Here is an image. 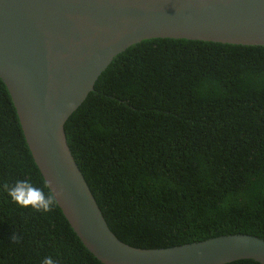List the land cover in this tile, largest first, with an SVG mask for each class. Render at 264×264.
Segmentation results:
<instances>
[{
  "label": "trees",
  "instance_id": "1",
  "mask_svg": "<svg viewBox=\"0 0 264 264\" xmlns=\"http://www.w3.org/2000/svg\"><path fill=\"white\" fill-rule=\"evenodd\" d=\"M64 127L123 242L264 238V45L142 39L113 57ZM17 180L45 181L0 78V264H104L58 205L43 213L15 203L3 185Z\"/></svg>",
  "mask_w": 264,
  "mask_h": 264
},
{
  "label": "water",
  "instance_id": "2",
  "mask_svg": "<svg viewBox=\"0 0 264 264\" xmlns=\"http://www.w3.org/2000/svg\"><path fill=\"white\" fill-rule=\"evenodd\" d=\"M153 37L264 45V0H0V78L62 213L104 264H264V238L227 233L136 247L109 228L68 144L65 121L113 57Z\"/></svg>",
  "mask_w": 264,
  "mask_h": 264
},
{
  "label": "clouds",
  "instance_id": "3",
  "mask_svg": "<svg viewBox=\"0 0 264 264\" xmlns=\"http://www.w3.org/2000/svg\"><path fill=\"white\" fill-rule=\"evenodd\" d=\"M3 188L15 203L43 213L51 212L60 203L59 197L63 195V189L57 191L49 179H46L43 187L40 188L27 180H17L12 186L5 183ZM42 264H57V262L47 257Z\"/></svg>",
  "mask_w": 264,
  "mask_h": 264
}]
</instances>
